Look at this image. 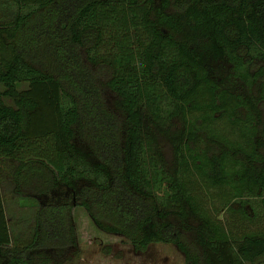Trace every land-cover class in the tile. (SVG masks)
<instances>
[{
  "label": "trees",
  "instance_id": "1",
  "mask_svg": "<svg viewBox=\"0 0 264 264\" xmlns=\"http://www.w3.org/2000/svg\"><path fill=\"white\" fill-rule=\"evenodd\" d=\"M0 15V264L74 259L73 206L184 264L264 258V0H0ZM3 180L30 208L16 232Z\"/></svg>",
  "mask_w": 264,
  "mask_h": 264
},
{
  "label": "rangeland",
  "instance_id": "2",
  "mask_svg": "<svg viewBox=\"0 0 264 264\" xmlns=\"http://www.w3.org/2000/svg\"><path fill=\"white\" fill-rule=\"evenodd\" d=\"M0 99L10 103V99L3 95ZM1 188L9 226L16 232L24 226L30 208L19 203L7 180H3ZM70 215L79 251L74 259L62 264H184L181 252L172 243L154 242L145 249H135L120 234L97 227L82 207H71ZM255 264H264V258Z\"/></svg>",
  "mask_w": 264,
  "mask_h": 264
}]
</instances>
